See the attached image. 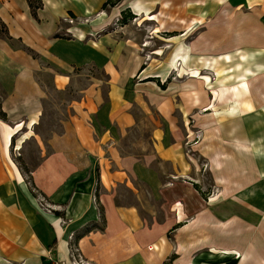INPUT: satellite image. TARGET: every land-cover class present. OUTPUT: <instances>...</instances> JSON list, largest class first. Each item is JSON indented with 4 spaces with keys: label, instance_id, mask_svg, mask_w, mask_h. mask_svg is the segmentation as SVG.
Returning <instances> with one entry per match:
<instances>
[{
    "label": "crops",
    "instance_id": "1",
    "mask_svg": "<svg viewBox=\"0 0 264 264\" xmlns=\"http://www.w3.org/2000/svg\"><path fill=\"white\" fill-rule=\"evenodd\" d=\"M106 1L41 0L34 14L29 0H0L11 36L0 38V264H75L74 249L92 264H264V0H122L103 9ZM128 9L131 24L153 32H129L119 22ZM157 40L165 46L154 48ZM178 59L191 75L174 83ZM45 75L60 93L85 85L67 101L61 130L44 138L36 129ZM211 103L218 108L198 112ZM136 107L159 117L153 156L122 150ZM195 130L204 137L193 143ZM26 135L39 149L30 172L13 155ZM198 157L209 162L218 200L202 196ZM140 184L180 202L148 223L137 204L118 203L121 187L141 198Z\"/></svg>",
    "mask_w": 264,
    "mask_h": 264
},
{
    "label": "rangeland",
    "instance_id": "2",
    "mask_svg": "<svg viewBox=\"0 0 264 264\" xmlns=\"http://www.w3.org/2000/svg\"><path fill=\"white\" fill-rule=\"evenodd\" d=\"M155 19V17H149L148 19ZM122 19V17L120 18ZM134 19H131L128 24L130 26L128 27L129 32H132V30L138 28L142 29L146 32V34H150L153 31V27L150 25V23L145 22L141 23L140 26L137 27L136 24H131L134 22ZM207 21L198 22V25L192 26V29L196 27L195 30H192V35L188 38V40H191L194 36L196 31H200L202 27H206ZM1 30V26H0ZM194 33V34H193ZM149 36V35H148ZM151 39H149V42H146L145 44H150ZM165 46L164 43H162L160 40H157L155 43H153L154 48ZM170 48V46H169ZM154 52V51H153ZM148 59L152 60L154 63H158L160 59L153 58L152 56L154 54L152 53H146ZM169 55H167L168 58ZM164 60V59H161ZM160 60V61H161ZM175 61V60H174ZM176 67L171 71L169 75V80L174 83L181 82L182 80L188 79L190 77V73L188 70L186 72L181 71L182 67V60H176L175 61ZM207 73V71H206ZM46 81V88L48 90V100L46 102V112L44 119L40 126L36 129L37 132H39L44 138L51 135L52 131H60L61 130V123L60 120L64 117V114H66V107H67V101L71 99L73 96L77 95V92L80 88H82L85 85V81H81L76 88H72L71 90H68L66 92L60 93L57 92L52 84V78L51 76L45 75L41 76ZM83 79V78H81ZM214 92V90H213ZM1 95V91H0ZM213 105V103H212ZM210 106V105H209ZM207 105L206 107L200 109L198 112L205 113L208 110H213L214 108H209ZM217 106V105H216ZM215 106V107H216ZM218 108V106H217ZM136 114L138 118V126L136 129L130 131L126 138H124L122 143V150L124 153H130L137 156H144V155H151L153 156V146L151 141V129H152V121L154 116L159 119L158 115L155 113L154 109L151 112H148L147 110H144L143 108L136 107ZM151 115V116H150ZM179 117V115H178ZM185 124H187L189 127L196 126L195 119L190 118ZM27 136V135H26ZM190 136L194 137L193 143H196L198 141H201L204 137V135L201 133V130H195L194 132L190 133ZM29 137V136H27ZM16 146V145H15ZM13 155L16 158H21L22 160V168L26 171H31L35 168V166L38 163V157H39V149L37 145V140L35 137L30 136L27 138L26 142L24 143V147L20 150L17 149V147H14L13 149ZM198 161L201 163L203 170L201 172L202 179H201V186L203 187L202 196L206 200V202H211L214 199L218 200L220 198V193H218L214 197V191L218 188L215 187L214 182L212 180V177L208 171L209 169V162L204 157L202 160L198 157ZM161 161L158 158H155L154 163L159 168L161 167L159 165ZM163 170H170L171 167L169 164H161ZM35 193L37 194V197L42 201L43 204H49L48 199L46 196L42 193V191L36 186L35 182L29 183ZM138 188L141 190L142 196L141 198H137L134 196L127 188L121 187L119 190L120 198H118V203H123L125 205H131V204H137L140 207L141 216L143 219L146 220L148 223H152L153 221H161L164 217L163 206L166 209L167 212L170 211L171 205L175 203V206L179 204L180 197H177L176 195H173L174 201L171 199V193H166V199L159 196H154L148 186L144 184L137 185ZM174 187V186H173ZM179 191L180 188H177ZM216 190V192H217ZM215 200V201H216ZM51 210V209H50ZM182 217V216H181Z\"/></svg>",
    "mask_w": 264,
    "mask_h": 264
},
{
    "label": "trees",
    "instance_id": "3",
    "mask_svg": "<svg viewBox=\"0 0 264 264\" xmlns=\"http://www.w3.org/2000/svg\"><path fill=\"white\" fill-rule=\"evenodd\" d=\"M121 1L122 0H107L103 5V9H107L109 7H114L117 4H119ZM29 3H30V6H31L34 14H36L37 9L40 8V6L42 5L41 0H29ZM134 18H135V15L132 13V11L130 9H128V10H125L122 12V19H120L119 22L121 21L122 23H128L131 19H134ZM0 26H1L0 38L11 39V36L8 33V28L2 22L1 19H0ZM0 116L2 118H6V114L2 110L1 104H0ZM196 188L198 189L197 186H196Z\"/></svg>",
    "mask_w": 264,
    "mask_h": 264
},
{
    "label": "built area",
    "instance_id": "4",
    "mask_svg": "<svg viewBox=\"0 0 264 264\" xmlns=\"http://www.w3.org/2000/svg\"><path fill=\"white\" fill-rule=\"evenodd\" d=\"M70 22H74V19H70ZM75 254V260L73 261L75 264H92L91 262L86 261L83 259L82 255L79 253V249H74L73 250ZM54 264H66L64 261H57Z\"/></svg>",
    "mask_w": 264,
    "mask_h": 264
},
{
    "label": "bare ground",
    "instance_id": "5",
    "mask_svg": "<svg viewBox=\"0 0 264 264\" xmlns=\"http://www.w3.org/2000/svg\"><path fill=\"white\" fill-rule=\"evenodd\" d=\"M141 13V12H140ZM193 76H195V75H193ZM214 94H215V102L217 101V98H218V96H221V94H219V92L217 91V90H214V92H213ZM235 100V99H234ZM231 101H233V100H231ZM216 105L213 103V105H212V103L210 104V106H209V108H214Z\"/></svg>",
    "mask_w": 264,
    "mask_h": 264
}]
</instances>
